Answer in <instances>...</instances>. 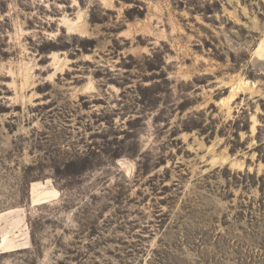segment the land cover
<instances>
[{
  "label": "rangeland",
  "instance_id": "rangeland-1",
  "mask_svg": "<svg viewBox=\"0 0 264 264\" xmlns=\"http://www.w3.org/2000/svg\"><path fill=\"white\" fill-rule=\"evenodd\" d=\"M0 264H264V0H0Z\"/></svg>",
  "mask_w": 264,
  "mask_h": 264
},
{
  "label": "bare ground",
  "instance_id": "bare-ground-1",
  "mask_svg": "<svg viewBox=\"0 0 264 264\" xmlns=\"http://www.w3.org/2000/svg\"><path fill=\"white\" fill-rule=\"evenodd\" d=\"M4 244V241H3V243H2V245Z\"/></svg>",
  "mask_w": 264,
  "mask_h": 264
}]
</instances>
